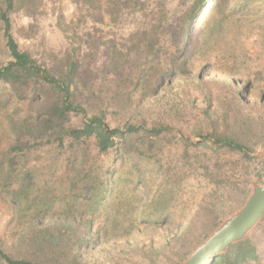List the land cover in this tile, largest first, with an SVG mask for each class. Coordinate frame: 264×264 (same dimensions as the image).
<instances>
[{"label": "trees", "instance_id": "16d2710c", "mask_svg": "<svg viewBox=\"0 0 264 264\" xmlns=\"http://www.w3.org/2000/svg\"><path fill=\"white\" fill-rule=\"evenodd\" d=\"M66 1L71 13L61 7L53 26L73 41L69 50L55 54L44 49L45 36L23 48L14 33L20 14L27 21L24 36L36 39L43 30V0H0V58L5 59L0 62V264H88L85 253L105 239L143 233L134 222L139 212L134 215L126 199H119L125 193L114 188L118 173L104 160L113 153L151 154L172 129L144 117H115L135 100L185 78L200 84L209 69L241 86L243 98L258 93L264 101V68L251 63L264 54V0H222V10L200 24L196 44L191 27L208 0H190L188 9L186 0ZM138 18L135 31L106 44L111 75L106 69L98 80L84 65L83 56L96 46L81 33L84 24ZM224 34L231 50L222 71L214 63L213 44ZM197 135L199 145L216 153L252 159L253 148L232 132L200 129ZM150 209L139 215L169 217L165 209L147 215ZM209 264L264 261L248 237Z\"/></svg>", "mask_w": 264, "mask_h": 264}, {"label": "rangeland", "instance_id": "374dc122", "mask_svg": "<svg viewBox=\"0 0 264 264\" xmlns=\"http://www.w3.org/2000/svg\"><path fill=\"white\" fill-rule=\"evenodd\" d=\"M66 2L43 0V30L36 39L24 36L21 28L27 25V21L16 14L14 33L20 46L29 48L45 36L44 49L49 53L69 50V43L73 40L65 38L53 26L61 7L68 14L71 13ZM186 2L188 9L192 1ZM223 5L222 0H208L201 9L191 27L194 44L198 42L202 21L221 11ZM139 23L138 18L117 25L108 20L104 24H96L91 19L84 24L81 33L96 45L91 53L83 56L84 65L94 70L98 80H102L106 69L111 75L106 44L128 36ZM261 49H264V37ZM229 50L231 44L225 46V34L214 42L216 68L225 71V52ZM4 60L0 58V62ZM251 63L264 68V54ZM213 71L205 70L200 84L195 77L185 78L180 83L161 89L154 96H147L144 101L135 100L127 112L124 111L121 116L115 115L123 121L144 117L149 122L164 124L172 130L161 138L151 154H136L127 158L113 153L105 158L104 162L113 165L118 173L114 188L125 193L119 199H126L129 203L127 207L135 210L134 215L139 212L134 222L143 229V233L130 238L105 239L101 245L85 253L86 263L182 264L225 218L244 205L251 194L252 181L264 184V157L252 156L257 145L264 142V101L260 100L258 93L243 98L238 94L241 86ZM133 90L123 89L124 92ZM200 129L203 134L211 133L214 129L220 133H234L253 148L248 153L252 159L228 151L216 153L210 146L199 145L197 131ZM182 179L185 180L183 185ZM166 199L167 204L160 205ZM116 208L121 211L123 203L118 200ZM150 208L154 211L165 209L169 217L159 218V214H154L142 218L139 215ZM102 221L103 217L100 216L97 223ZM249 238L258 247L264 261V222L255 228Z\"/></svg>", "mask_w": 264, "mask_h": 264}, {"label": "water", "instance_id": "95a60500", "mask_svg": "<svg viewBox=\"0 0 264 264\" xmlns=\"http://www.w3.org/2000/svg\"><path fill=\"white\" fill-rule=\"evenodd\" d=\"M252 156L264 157V142L257 145ZM263 220L264 184L252 181L251 194L244 205L225 218L182 264H209L225 254L230 246L246 241Z\"/></svg>", "mask_w": 264, "mask_h": 264}]
</instances>
